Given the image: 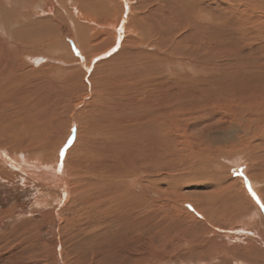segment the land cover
I'll return each instance as SVG.
<instances>
[{
	"label": "bare ground",
	"instance_id": "6f19581e",
	"mask_svg": "<svg viewBox=\"0 0 264 264\" xmlns=\"http://www.w3.org/2000/svg\"><path fill=\"white\" fill-rule=\"evenodd\" d=\"M1 3L7 8L16 5L30 13H34V4L39 3L40 16L44 17V22L41 23L49 32L56 26L61 30L64 29L68 22L70 31L63 30L57 38L50 34L44 37L51 44L49 51L54 53L52 56L57 53L58 60L55 57L52 59L57 63L52 66V69L57 71L56 77H64L73 82L78 75H83L86 80L84 86L87 98L93 97V92L97 88L94 79H97V82L102 83L99 86L102 99L105 98L118 105L130 104L139 111L133 115L132 121H126L125 124L117 127L119 135H112L114 140L123 143L126 138H123L122 134H126L132 139L128 142L131 141L133 146L140 148L138 159L136 158L139 165L136 168L135 166L131 168L121 161L122 165L113 168L116 164L111 167L106 158L108 154L100 151L90 154L91 157L78 152L81 157L77 162L84 163L92 170L89 175H84L81 179L79 174L71 177L66 171V150L63 156L59 152L58 157L52 160L53 164L42 162L45 149L31 153L29 148L33 131L29 130V126L28 128L25 126L23 130L17 131L16 136L9 135L6 141L4 140L5 143H0L2 172L7 173L6 171L15 168L17 171L26 172L32 180L48 182L50 179L51 184L60 186L57 187L59 191L57 199L63 206L74 204L80 207L83 202L87 208L88 205H102L96 200H93L96 204L92 203L85 195V189L92 186L99 197H104L106 200L114 197L116 205L121 209L118 211L119 218L116 222L124 229L122 235L131 239L128 240L132 241L131 244H138V246L133 244L136 248L128 259L122 257V261L126 259L127 262L135 254H137L135 258L139 259L145 252L147 246L143 243L139 244L143 241L144 233L149 234L146 238L147 244L153 249L154 238L152 239L150 229L153 226L159 229L162 225L157 219L162 209L165 211L170 207L171 211L178 213L181 204L187 201L183 202L185 198L174 190L172 193L177 196L176 200L171 201L173 197H168L167 201H171V204L165 203L166 199L161 198V184L167 181H164V177L169 179L167 185L171 191L176 189L179 183L186 184L189 180L186 177L188 175H195L191 177V181H197L198 177L205 173L203 170L207 166L203 161L206 155L222 152L227 158L221 157L216 163L222 178L217 186L218 192L215 194L219 198L215 202L222 203L220 207L232 204L233 209L238 210L242 215L235 217L242 218L246 225L251 227L253 240L264 244V209L260 208L252 196L254 191L261 202H264V64L259 62L255 64L256 66L250 67L251 71L254 68L261 71V73L258 71L259 77L263 75L261 81H256L261 89L250 97L243 98L235 93L221 95L218 94L220 90H214L218 82L217 76L222 73V67L220 64L210 62L208 55L210 40L207 29L218 25V17L205 15L201 10L203 4L197 0H0ZM4 10L0 9V24L3 28L16 21V17L9 18L2 14ZM255 23L253 21L252 25ZM23 27L25 28V25ZM262 27L264 29V25L253 28L264 32ZM247 31L248 34L254 32L252 29ZM6 32L8 33V30ZM12 32L11 38L9 34L0 31V124H3L2 121L6 122L5 113L8 112L6 104L9 102L12 90L27 84V80L32 75L31 71L35 70L32 66L40 59H44L45 52L36 47L27 49L30 45L27 43L29 40L17 39L14 37V30ZM23 32L24 30L20 32L19 29V34ZM240 67L239 70L242 71L243 66ZM145 73L146 76L138 77L139 74ZM35 74L37 75L36 70ZM41 76L44 78L45 75ZM212 82L213 84L210 85ZM100 99L99 96V103H101ZM215 107L222 110L232 123L223 136L224 142L228 144L226 150L233 148V151L228 150L229 153L216 147L214 142L211 146L208 143L203 144L201 137H192L193 134L189 133L193 124L207 120V115H210L209 110L211 115H214L217 112L213 109ZM73 129L75 127L72 126L65 145L70 138L72 143L79 134ZM87 133V141L90 143V138H93L95 133L91 130ZM217 135L220 139L219 134ZM208 139L205 142H208ZM89 148L85 147L87 153ZM161 151L170 159H174L179 153L185 160L188 161L190 158L193 162L189 160L187 163L182 160V164L177 168V171H181L178 173L179 176L173 175L176 168L172 172L170 168L163 169L166 171L163 177ZM231 170L237 175L233 176ZM113 188L118 189L120 193L112 195L109 190ZM179 188L181 190L182 186ZM135 189H139V193L133 192ZM193 201L195 206L186 204L185 217L203 218L213 226L215 220L223 215V218L226 217L225 222L228 220L229 212L220 216L221 211H212L210 207L212 201L210 203L208 199L199 201L198 196L194 197ZM171 211H167V215L171 216L173 214ZM138 221L142 224H137ZM131 228L138 229V233L132 234ZM127 245L129 243L122 245L118 251Z\"/></svg>",
	"mask_w": 264,
	"mask_h": 264
},
{
	"label": "rangeland",
	"instance_id": "374dc122",
	"mask_svg": "<svg viewBox=\"0 0 264 264\" xmlns=\"http://www.w3.org/2000/svg\"><path fill=\"white\" fill-rule=\"evenodd\" d=\"M197 1L203 4L204 7L201 6V10L204 11L205 15L219 18L217 26L207 29L210 40L208 51L210 62L220 64L222 67V73L217 76L218 82L214 86V90H220L218 94L221 95H233L235 93L243 98L250 97L261 89L256 81H261L260 78L263 76L261 74L259 77L258 68L251 71L250 67L256 66L259 62L264 64V32L253 28L264 25V0ZM0 7V9H5L2 12L5 16L16 17V21L5 28L0 24V31L7 33L6 30H8L7 34L12 38L13 35L11 34L14 30V37L20 38V40L23 38L29 40L27 43L31 47L27 49L36 47L43 52L45 51L43 53L44 59H40L37 64L32 66L37 75H34L35 70L31 69L34 72H30L32 75L30 74L31 78L27 80V84L12 90L8 99L9 102L6 104L8 110L5 113L6 122L2 121L3 124H0L2 127H0V143H5L4 140L6 141L9 135L16 136L19 129L23 130L25 126L27 128L29 126V130L33 131L29 151L32 153L45 149L42 162L53 164L52 160L57 158L59 152L61 153V150L64 149L65 140L73 126L79 134L66 148L65 155L67 156L66 171L71 177L79 174L80 178L83 179L84 175H89L92 171L84 163L79 164L77 162L81 157L78 152L88 154L90 157V154H95V152L106 153L109 155L106 157L109 165L113 167L116 164L113 168L122 165L121 162L126 163L131 168L138 167L139 163L136 158L138 159L140 148L133 146L131 141L128 142L132 140L128 138V135L122 134V137L126 138L122 143L114 140L112 134H118L117 127L125 124L126 121H132L133 115L139 111H136L130 104L118 105L105 98L102 99V91L99 88L102 83L101 81L97 82V79H94V81L96 80L94 85L99 90L95 88L93 97L87 98L88 95L84 86L86 80L82 77L83 75H78L71 82L64 77H56L57 71L52 69L53 64H57L56 60L52 59L57 58L58 60V57L56 56L57 53L52 56L54 53L49 51L51 44L44 37L46 38L50 34L57 38L63 30L67 32L68 29L70 31L68 22H66L64 29L61 30L60 27L56 26L49 32L41 23V21L44 22V17L40 16L39 3L33 6V12L36 15L26 12L16 5L7 8L4 3H1ZM253 21L256 22L254 25H252ZM23 25L25 28H22ZM19 29L20 32L23 30L24 32L19 34ZM247 29H252L254 32L248 34ZM240 66H243L244 71L239 70ZM228 71L232 72L231 75ZM259 72L261 73V71ZM42 74L45 75L44 78L41 76ZM146 75L147 73L139 74L138 77L141 76L142 78ZM99 96L101 103H99ZM213 109L217 112L211 115L209 110L210 115H207V120L199 121L196 119L199 122L193 124L189 133L193 134L192 137H201L203 144L208 143L211 146L214 142L216 147H220L222 151L224 149L223 152L229 153V151H233V148L226 150L228 144L224 142L223 136L232 123L222 110L217 107ZM89 130L95 133L93 138H90V143L87 141ZM124 132L125 130H123ZM217 134H219L220 139H218ZM207 138H209L208 142H205ZM85 147H90L88 153ZM219 154L217 152L209 153L204 161L201 160L207 166L203 170L206 174H201L197 181L193 180L194 182H192L191 177L195 175L186 176L184 171V177H188L189 180L184 185H181L183 183L177 184L179 186L171 191L167 185L169 179L164 177L166 171L163 169L170 168L172 172L176 168L173 175L179 176L178 173L181 171H177V168L182 164V160L188 163L190 158L187 161L178 153L174 159H170L162 151L160 152V156L164 158L161 160V174L165 178L164 181L167 180L161 184V198L166 199L165 203L170 202L171 204V201H175L177 197L173 194L175 190L176 193H180L185 198L182 200L183 202L187 201L183 205L181 204L178 213H174L169 207L165 211L162 209V212L158 214V222L162 225L159 229L154 226L150 229L152 239L154 238L152 240L154 250L147 244L146 238L149 234L144 233L143 241L139 244L143 243L147 247L139 258L141 261L135 258L137 254L130 257L131 260L127 262L126 259L124 262L122 261V257L128 259V256L134 253L136 246L133 244L136 243L131 244L132 241H128L131 239L122 235L124 229L116 222L119 218L118 211L121 209L116 205L114 197H110L108 200L99 197L93 191L95 188L92 186L85 189V195L92 203L93 200H96L102 205L94 202L96 206L88 205L87 208L83 202L80 207L74 204L63 206L57 199L59 196L57 187L60 186L51 184L50 179L48 182H39L32 180L26 175V172L17 171L15 168L6 171L7 173L0 170V264H264V244L253 240L250 232L251 227L247 226L245 221L240 218L242 215L239 213L241 212L233 209L232 204L220 207L222 203L215 202L219 198L215 194L218 192L217 186L221 183L222 178L220 176L222 173L219 172L216 163L220 161L221 157L227 158L225 153L222 155L221 152L220 157ZM67 162L69 163L67 164ZM231 174L237 175L232 170ZM71 184L73 185V180ZM180 186H182L181 190ZM109 191L112 195L120 193L115 188ZM133 192L139 193V189H135ZM196 196L199 197V201L202 199H208L209 203L212 201L210 203L212 211H221L220 216L229 212L228 220L225 222L226 217L223 218L224 215L220 219H216L214 225L216 229L206 219L185 217L187 216L184 213L186 204L195 206L193 198ZM168 197L173 198L171 201H167ZM217 208L219 209L213 210ZM167 211H171L173 214L167 215ZM212 211L208 210L210 213ZM236 215L241 216L235 217ZM137 224L142 223L138 221ZM136 228L130 229L134 235L138 233ZM127 243H129L127 247L118 251L122 245ZM136 245L138 246V244Z\"/></svg>",
	"mask_w": 264,
	"mask_h": 264
},
{
	"label": "snow or ice",
	"instance_id": "6c2138e0",
	"mask_svg": "<svg viewBox=\"0 0 264 264\" xmlns=\"http://www.w3.org/2000/svg\"><path fill=\"white\" fill-rule=\"evenodd\" d=\"M120 31H123V29H120ZM77 55H79V52H77ZM73 131H75V129H73ZM70 143H71V138L69 139L68 144L65 145V148L61 150V153H60L61 156L64 155V152L66 148L70 145ZM240 174L242 175L243 173L241 172ZM252 196L255 199L256 203L260 205V208L264 209V202H261L259 196L254 191L252 192Z\"/></svg>",
	"mask_w": 264,
	"mask_h": 264
}]
</instances>
